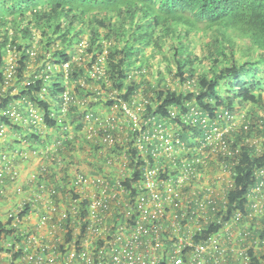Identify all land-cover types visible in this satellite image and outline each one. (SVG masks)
Masks as SVG:
<instances>
[{"label":"trees","instance_id":"1","mask_svg":"<svg viewBox=\"0 0 264 264\" xmlns=\"http://www.w3.org/2000/svg\"><path fill=\"white\" fill-rule=\"evenodd\" d=\"M201 35L207 40L199 55L194 48ZM13 46L20 51L18 79L6 95L0 91V111L11 102L24 100L42 109L43 121L59 129L62 136L70 129L58 146V166L64 164L65 152L78 137L72 132L74 126L89 149L101 153L99 170L103 169L116 145L107 147L98 138L89 140L83 128L88 124L98 127L97 119L110 114L123 118V102L145 103L147 115H155L175 130L179 141L175 138L173 142L183 147L182 157L194 161L203 158L197 146L205 137V117L217 119L226 110L234 115L251 106L242 125L236 124L225 137L231 149L241 145L240 154L232 158L220 154L214 160L205 157L196 163L203 176L226 171L224 165L231 168V175L214 182L212 200L206 198L204 211L197 210L199 204L193 199L182 224L194 228L195 243L219 236L223 248H245L249 260L235 259L231 264H264V187L254 194L256 198L249 196L258 184L255 169L264 166V0H0V84L6 78L7 51ZM29 49H34V56ZM155 56L166 66L169 79L162 69H153ZM65 63H69L68 70ZM50 66L52 70H48ZM14 87L17 92L12 94ZM43 87L50 99L44 97ZM66 91L85 104L73 103L61 123L55 103L61 102ZM97 103H103L108 114L97 110ZM20 107L24 122L0 115L8 126L4 139L16 129L36 126L23 104ZM124 185L134 197L132 182L127 180ZM67 190L58 187L63 195ZM196 192L204 198L205 191ZM257 201L263 205L258 211L254 207ZM87 205V200L82 202V218L87 217ZM29 210L26 203L20 216L25 217ZM239 211L240 220L230 223L226 231V223ZM121 213L120 208L116 215ZM8 224L0 221V251L4 250L2 242L15 230ZM72 234L70 228L69 239ZM174 243L167 239L165 244L172 250ZM189 251L184 249L183 257L188 258Z\"/></svg>","mask_w":264,"mask_h":264},{"label":"built area","instance_id":"2","mask_svg":"<svg viewBox=\"0 0 264 264\" xmlns=\"http://www.w3.org/2000/svg\"><path fill=\"white\" fill-rule=\"evenodd\" d=\"M28 51L32 56L35 55L34 49ZM19 53L16 46L9 47L7 51L6 78L0 84L1 95H6L10 87L16 85L14 81L18 79ZM64 66L68 70L69 63ZM48 70H52L51 66ZM100 72L103 73L102 70ZM26 83L30 84V81ZM47 91V87H43L42 93ZM16 92L17 87H14L11 93ZM73 103L81 107L85 104L69 91L64 92L58 104L59 122L64 121ZM21 104L31 122L38 125L43 120L39 108L33 103H24V100L11 102L7 108L1 109L0 115L14 122L22 121L24 116L19 111ZM121 109L123 118L118 119L110 114L104 120L97 119L100 120L98 127L86 130L89 140L98 138L107 147L116 145L118 152H114L106 164L107 169L116 172L114 176L106 173L90 176L83 171L74 173L65 193L66 196L71 195L69 209H61L54 201L63 195L55 185L47 190L43 184L35 194L36 200L46 198L49 205L48 210L40 216L38 227L46 226L56 215L60 221L75 225L71 227L72 238L68 237L69 226L64 235H55L58 244L45 241L34 230L22 229L19 224L26 217L20 216L26 204L23 201L16 210L7 213L8 228L15 230L9 239L2 242L4 250L0 251V264H231L235 259L247 262L249 256L245 248H223L219 246L223 244V238L219 236L195 243L192 240L194 228L182 224L193 199L199 204L197 210L204 211L206 198L212 200L214 182H223L231 175V168L224 165L226 171L215 174L211 180L207 179L196 163L205 157L214 160L220 154L231 158L240 154L241 145L231 149L225 140L230 131L235 129V115L226 110L219 113L217 119L205 117L202 120L206 133L197 147L202 151L203 158L194 161L182 157L183 147H176L173 142L175 138L179 141L175 130L165 122H160L155 115H147L145 103L130 105L123 102ZM193 111L198 114V111ZM91 116L87 114V119H91ZM124 118L126 121L122 120ZM7 129L6 122L0 121V140L7 136ZM67 129L68 126H65ZM101 129L102 133L99 132ZM68 134L70 129L57 141V147ZM18 153L26 154L23 151L10 152V156L14 157ZM46 153L44 148L32 150V154L41 157ZM41 171L45 175L49 173L46 166ZM254 175L258 184L251 188L253 194L249 193L250 198H256L254 194L262 192L264 166L257 167ZM19 177L20 171L12 164V159L9 160V155L5 151L0 153V199L6 195V186L16 184ZM127 180L132 182L136 191L134 197L130 196V191L124 185ZM196 189L205 191L204 198L198 196ZM16 191L23 193L24 189L17 185ZM85 200L88 201V214L82 218V202ZM254 207L258 211L263 205L257 201ZM120 208L122 213L118 216L116 212ZM241 216V212H237L226 223V231L230 229V223H237ZM116 219L119 222H115ZM167 239L175 242L172 250L165 244ZM186 248L190 249L188 258L182 255ZM229 250L233 254L230 255ZM5 255L9 258L7 263L3 260Z\"/></svg>","mask_w":264,"mask_h":264},{"label":"crops","instance_id":"3","mask_svg":"<svg viewBox=\"0 0 264 264\" xmlns=\"http://www.w3.org/2000/svg\"><path fill=\"white\" fill-rule=\"evenodd\" d=\"M55 106L58 107L57 102ZM95 107L97 110L103 113L107 112L108 114V109L104 108L103 103H97ZM39 111L40 115L43 117L42 109L39 108ZM69 120L72 122L74 121L71 119V116ZM22 122H24V120ZM91 127H93V124L86 125L83 128V133H86V130ZM58 130L55 129V127H48L42 120L39 121V124L36 126H25V128L16 129L13 131L14 135L10 134L6 139L0 140V149H9L12 152L19 149L26 153L23 155L18 153V155L14 156L15 159L13 158L15 165L20 169V177L16 184H9L6 186V195L0 199V221L8 223L7 213L10 210H16L19 203L26 201V203L30 205V210L19 226L22 229L36 231L45 241L54 244L58 241L55 238L56 234L64 235L65 232L68 231L67 226L71 228L75 227V225H70L68 223L69 221H60L59 217L55 215V218L49 221L46 226L38 227L40 216L44 214L49 207L46 198L43 200L35 199V194L40 191V187L44 184L47 190L52 185L67 189L68 184H66V182L70 180L77 171H83L90 176L104 173H106V175L111 174L112 176L116 174L115 171H110L106 166L99 170L103 162L99 156L101 153L99 152V154L98 152L90 150L87 145L88 143L82 137L83 135L79 130L74 129V126L72 132L78 137L73 139L75 142L72 149L65 152L64 164L58 166L55 163V157L60 155L61 150L57 147V141L62 136V132ZM65 140L66 139H64L63 142ZM38 147H43L47 151L46 155L41 157L40 155L32 154V150ZM114 151L118 152L117 149ZM43 166L49 168L48 175L42 173L41 169ZM65 166H67L66 171L64 169ZM209 177L215 178V174L212 176L209 175ZM17 185L23 187V193H18L16 191ZM70 200L71 199L66 195L54 199L61 209L68 208ZM3 260L7 263L9 258L5 255L3 256Z\"/></svg>","mask_w":264,"mask_h":264},{"label":"rangeland","instance_id":"4","mask_svg":"<svg viewBox=\"0 0 264 264\" xmlns=\"http://www.w3.org/2000/svg\"><path fill=\"white\" fill-rule=\"evenodd\" d=\"M207 40V36H200L199 38H198V41H196L195 42V48H194V50L195 51H197V53H199V55L201 54V52H200V47H201V44L202 43H204L205 41ZM152 65H153V69H157V68H159V69H162L163 71V76H166L168 79H169V77H170V73H169V71L167 70V68H166V66L164 65V63H161L160 61H159V58L157 57V56H155V57H152ZM152 78L154 77V76H151ZM14 84H17V79L14 81ZM44 97L45 98H48V97H50V94H45L44 95ZM250 107L251 106H247L246 108H244L243 110H241L240 111V113L239 114H236L235 115V118H236V121H237V124L238 125H242L241 123H242V119H244L243 118V113H245L246 111H248L249 109H250ZM11 143V142H10ZM260 144H258V147L260 148ZM37 149H43V147H38ZM6 152L8 155H9V160H11L12 159V164L13 165H15V163H14V161H13V158L15 159V157H12V156H10L11 154H10V152H12V151H10L9 149L7 150V149H5V150H3V149H0V153H2V152ZM22 150H19V149H17V150H15V152H21ZM16 166V165H15ZM17 167V166H16ZM20 170V169H19ZM68 198H71V195H68Z\"/></svg>","mask_w":264,"mask_h":264},{"label":"clouds","instance_id":"5","mask_svg":"<svg viewBox=\"0 0 264 264\" xmlns=\"http://www.w3.org/2000/svg\"><path fill=\"white\" fill-rule=\"evenodd\" d=\"M46 95H47V93H46ZM48 99H50V97H48ZM57 104H59V103H57ZM58 108H59V106H58ZM237 114H239V113H237ZM234 115H236V114H234ZM243 115H244V113H243ZM256 139V138H255Z\"/></svg>","mask_w":264,"mask_h":264}]
</instances>
